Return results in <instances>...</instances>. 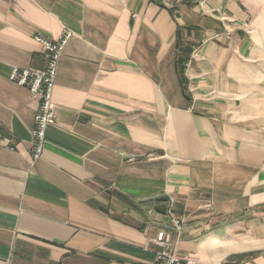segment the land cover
Returning a JSON list of instances; mask_svg holds the SVG:
<instances>
[{"label":"crops","instance_id":"0c3cea01","mask_svg":"<svg viewBox=\"0 0 264 264\" xmlns=\"http://www.w3.org/2000/svg\"><path fill=\"white\" fill-rule=\"evenodd\" d=\"M55 123L11 80L57 43ZM264 264V0H0V264Z\"/></svg>","mask_w":264,"mask_h":264},{"label":"built area","instance_id":"2783aa9c","mask_svg":"<svg viewBox=\"0 0 264 264\" xmlns=\"http://www.w3.org/2000/svg\"><path fill=\"white\" fill-rule=\"evenodd\" d=\"M69 32L65 33L57 43H51L41 37H35L44 59L42 69H22L13 71L11 80L19 86L26 87L30 95L38 102L37 113L34 117L33 128V159L40 157L44 143L45 132L48 126L55 123L52 92L61 52L70 38ZM169 229L157 233L153 243L159 248L156 252L158 264L193 263V261L178 253L177 242L173 241L172 233L179 235L183 229V219L172 212L168 213Z\"/></svg>","mask_w":264,"mask_h":264}]
</instances>
